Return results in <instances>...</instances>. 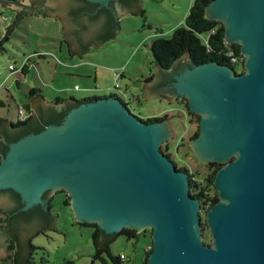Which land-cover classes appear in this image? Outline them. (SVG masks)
I'll list each match as a JSON object with an SVG mask.
<instances>
[{"label": "water", "instance_id": "water-1", "mask_svg": "<svg viewBox=\"0 0 264 264\" xmlns=\"http://www.w3.org/2000/svg\"><path fill=\"white\" fill-rule=\"evenodd\" d=\"M88 1L108 7L115 0ZM7 5L20 11L11 33L29 14L47 12L64 19L76 2ZM115 6L117 21L130 10L118 2ZM205 12L224 23L228 43L241 45L244 70L238 73L216 61L190 67L186 56L167 70L157 67L146 96L162 95L159 81L176 71L165 87L173 92L167 94L186 99L201 117L200 133L191 141L194 154L204 163L223 164L214 179L219 201L206 214L212 244L203 241V207L190 193L189 172L161 150L171 139L170 124L143 120L119 96L82 101L61 124L14 142L3 136L8 150L0 163V190L17 192L23 210L44 204L46 191L64 190L77 221L95 223L106 234L150 228L149 264H264V0H213ZM76 49L73 54H80ZM32 99L35 114L38 105L60 113L72 102L53 103L41 94ZM6 197L0 193V207L7 206ZM51 215L50 222L23 223L21 244L41 229L56 227L60 220Z\"/></svg>", "mask_w": 264, "mask_h": 264}, {"label": "rangeland", "instance_id": "rangeland-1", "mask_svg": "<svg viewBox=\"0 0 264 264\" xmlns=\"http://www.w3.org/2000/svg\"><path fill=\"white\" fill-rule=\"evenodd\" d=\"M193 3L194 0H143L145 19L130 12L124 14L119 20L118 35L106 40L101 47L91 46L86 53L79 55L70 54L68 43H62L68 31L60 16L47 12L29 14L9 33L20 11L0 0V101L3 102L0 104V118L18 122V108L23 107L26 111L25 105L31 98L33 87L43 89L44 95L52 99L68 82L63 94L74 92L79 97L84 90L76 89L77 84L84 86L88 81V86L93 89H99L100 84L110 85L106 95L115 92L140 118L169 115L167 121L172 136L168 145L174 161L180 167H187L199 182L205 181L211 167L194 154L191 145L199 122L173 95L147 99L144 88L148 78L158 75L151 51L153 40L172 37L174 31L184 24ZM28 58L30 68L24 73L21 67ZM10 64L14 65L15 71H11ZM101 67L108 69L107 75L100 73L99 81L95 83V70ZM242 70L243 66H238V73ZM66 71L73 75L65 74ZM94 92L104 90L101 87ZM67 197L64 193L56 195L51 212L60 221L53 229H41L31 237L32 245L37 249L26 264H64L67 261L102 264L94 259V228L78 223L71 205L64 202ZM201 214L206 223L207 211L203 209ZM6 230L5 221L0 220V264H12L15 257L14 251L8 252L10 233ZM149 241L144 234L139 238L118 235L111 249L114 254H125L132 262L140 264L145 248L150 246Z\"/></svg>", "mask_w": 264, "mask_h": 264}, {"label": "trees", "instance_id": "trees-1", "mask_svg": "<svg viewBox=\"0 0 264 264\" xmlns=\"http://www.w3.org/2000/svg\"><path fill=\"white\" fill-rule=\"evenodd\" d=\"M5 3H18L20 0H1ZM129 1V0H127ZM213 0H194L192 7L186 17L184 24L178 27L172 37L165 38V37H157L153 40L151 45V51L153 54V62L156 66L160 67L161 69L167 70L175 65L177 61H179L182 57L187 56L189 59V66L204 64L207 62L216 61L221 64L232 66L238 72V66H243L244 70V62L245 58L243 53L241 52V45L238 43H228L225 40V25L222 21L210 19L206 16V7L212 2ZM76 5L72 8V12H70V16L72 21L75 20V24H79L81 33V39H78L79 35L77 36V31H75V26L73 28V22L70 20L71 29L69 31L71 37L83 41L85 37H97V34L101 30L100 22H102L101 18L104 16L106 19V26L113 27L112 30L105 33L101 37V39H94L98 41V45L102 41H106L114 37L117 34V29L119 28V20L117 21L116 17L114 18V14L111 9L104 6L99 10L100 12L94 13L95 8L98 4L90 2L88 0H74ZM132 3H136L135 6L129 7V12L135 15H141L146 18V11L141 6L142 0H131ZM115 20V21H114ZM115 22V23H114ZM104 25V26H105ZM212 31H214L212 33ZM68 35L66 34L65 40L67 42ZM86 39V38H85ZM84 39V40H85ZM70 48L71 54L72 47L68 43ZM90 49L89 45L83 46L80 50V54L86 53ZM230 51L234 52V56L238 58H244L241 60L240 63H236L233 60V56L229 54ZM79 54V55H80ZM30 61V60H29ZM28 61V62H29ZM28 62H24L21 67V71L27 73L28 71ZM16 68L13 70L15 71ZM242 70V71H243ZM12 71V70H11ZM151 78V77H150ZM148 78L147 80H150ZM36 88L33 87L30 90V94H34L36 92ZM115 95V94H114ZM117 96V95H115ZM107 97V96H105ZM96 98L101 97H93L84 100H76L74 97H71L72 102L69 104V107L62 113L57 114L55 118L46 120V121H36V114H33L32 109L30 108L29 104L26 106V112L30 113V115L23 120L20 116L18 122H11L10 125H0V134L4 136L8 143L14 142L18 140L20 137L25 136L31 132H40L46 128L49 124H61L67 114V112L78 106L79 103L85 100H93ZM63 99L57 98L56 102H62ZM183 105L186 106V109L191 117H195L196 121L199 122L200 116L191 111L188 102L186 99L182 98L180 101ZM3 102L0 101V104ZM19 111V108H18ZM19 114V113H18ZM169 119V115L165 114L163 116L158 117H151L147 119H143L147 122L153 121H161ZM4 118H0V124ZM200 133V129L196 131L194 137L198 136ZM193 137V138H194ZM8 150L7 143L0 142V163L2 156ZM161 150L170 156L169 153V145L166 144L161 147ZM175 162V161H174ZM177 164V163H176ZM178 165V164H177ZM211 170L208 172L207 176L205 177V181L199 182L193 174H191L190 170L187 167H177L180 170H186L190 174V193L193 197L199 199L201 201L202 207L204 210L208 211L214 204L219 201L218 191L214 185V179L218 172V170L223 166L221 163L213 162L209 163ZM1 192V191H0ZM4 193L16 194L19 195L17 192L13 190H3ZM213 194V195H212ZM65 204L70 206L71 203L69 202V197L65 198ZM52 208V207H51ZM50 218H52V215ZM50 222V219H49ZM80 223V222H78ZM82 225H88L94 228L93 232V240L95 246V253L94 259L100 260L102 264H125V261H128L127 264H136L132 262L129 257L125 254H114L111 249V244L116 240L118 235H126L129 238H139L142 234L148 236L149 241V248H145L144 251V258L140 264H149V256L153 250V240H152V229H145L141 233H138L135 229L124 228L119 233L115 234H105L101 227L95 223H80ZM204 233H203V241L204 243L210 245L212 244V238L210 235L209 228L205 222H203ZM150 230V231H149ZM105 235V236H104ZM27 256L25 260L19 262L18 254L20 253L21 247L18 243V238H14V236L10 237V242L8 244V252L14 251L15 254V262L17 264H26L28 263L31 258L33 257V251L37 249V246L32 245V240H30ZM25 244V243H23ZM21 244V245H23ZM147 244V245H148ZM18 245V246H17ZM19 252L16 247L19 248ZM33 250V251H32ZM124 255L125 258H122ZM10 257V254L8 255ZM64 264H73V261H67Z\"/></svg>", "mask_w": 264, "mask_h": 264}, {"label": "flooded vegetation", "instance_id": "flooded-vegetation-1", "mask_svg": "<svg viewBox=\"0 0 264 264\" xmlns=\"http://www.w3.org/2000/svg\"><path fill=\"white\" fill-rule=\"evenodd\" d=\"M116 2H118L125 9H127L128 7H132V6L136 5V3H132L131 0H129V1H127V0H115V1H113L112 3H110L108 8L112 10V12L114 14V18L116 17V6H115ZM101 8L102 7L97 6L95 8V10H94V13L100 12L99 10H101ZM70 12H72V9H70L68 11V13H67L68 17H64V19L62 18V16L59 17L62 22L66 21L65 25H64L65 30L68 29L66 23L67 22L70 23V20L72 21L71 16H70ZM101 20H102V22H100L101 30H99L100 32L97 34V37H94V36L85 37L84 36V39L85 38L86 39L85 40L83 39V41H79V40H77L75 38L72 39V37H70L71 35L69 33V30H67L68 31V38H69V39H67V42L70 44V46L72 48L75 49V47H76L77 51H80L82 49V47L86 46V45H89V46L98 45L99 42L95 41L94 39H96V40L97 39H101V37L104 35V32L107 33L110 30H112L113 27H114V26L113 27H107L105 25L106 24V19H104V16L101 18ZM72 22H73V24H72L73 28L75 26L74 29H75V31H77V36L79 35L78 39H81L82 31L80 30L79 24H75L74 25L75 20L72 21ZM185 57L186 56L182 57L179 61H183ZM176 73L177 72L174 71L170 76L167 74L168 78H166L165 80L159 81L160 85H158V88L159 89L161 88L162 95H168L167 93L173 92V90L165 88V87L169 86V84L172 82L173 74H176ZM175 98L178 101H181V99H182V98H179V97H175ZM37 110H38V112L36 114V121L37 122L38 121H46V120L55 118L57 116V114H59L53 107H44V106L41 107V106L38 105L37 106ZM60 113H62V112H60ZM199 122H200V120H199ZM169 153H170V151H169ZM169 157L174 162V159H173V156H172L171 153H170ZM174 163H175V165L177 167H179V165H177L176 162H174ZM205 164L209 165V163H205ZM4 190H10V189H4ZM0 191H1L0 193H4V192H2L3 190H0ZM59 193H64L65 196L66 195L68 196V194L64 190H58L55 193H52L51 191H46L43 194V196H42L44 204L35 205L34 207H32V208H30L28 210H23L22 209L24 207V203H23L20 195L4 193L7 196L6 197L7 198V201H6L7 203L5 204L7 206L6 207H0V220L3 221V222L5 221L6 228H7L6 231H8V233H10V237L11 236L12 237L14 236V238L17 237L18 238V243L20 244L21 247L23 246V249H21L20 253L18 254V257H19L18 261L19 262H22L23 260H25V258L27 256V253H28V249H29V246H27V245H29L31 243L30 242L31 238L29 237L28 239L25 240V244L21 245V242H20V229H21V227L24 226L23 223H29V224L33 223L32 225L34 226V225H36V224H38L40 222H42V223H45L46 221L49 222V219H50V215L49 214H51L50 211H51V207H53V201H54L56 195L59 194ZM29 220H30V222H29ZM38 231L39 230H36V232H38ZM20 246L17 249L18 252L20 250ZM12 264H17V262H15V257H14V261H13Z\"/></svg>", "mask_w": 264, "mask_h": 264}, {"label": "crops", "instance_id": "crops-1", "mask_svg": "<svg viewBox=\"0 0 264 264\" xmlns=\"http://www.w3.org/2000/svg\"><path fill=\"white\" fill-rule=\"evenodd\" d=\"M65 42H66V40H65V37H64V41H63L62 43H65ZM68 47H69V46H68ZM69 52H70V54H71L70 48H69ZM29 60H30V59H29ZM78 63H80V62H78ZM74 66H75V65H74ZM157 67H158V66H157ZM29 68H30V67H29V65H28V70H29ZM107 70H108V69H107L106 67H101V68H98V69L95 70V72H96V74H95V80H96V82H95V83H98L100 73H102L103 75H107V74H106ZM64 73H65V74H68V75H69V74H70V75H73V73H72L71 71H70V72H69V71H66V72H64ZM155 78H156V76H155V75H152L151 78H150V80H147V83L153 81ZM68 83H69V82H68ZM68 83H64V84H63L64 87L59 88V89H62L63 91H58V93L55 94L54 97H53L52 99H49L48 96H45V95H44V91H43V89L35 87L37 90H36V92H35L34 94L31 95V98L28 99V101H27L25 107L29 104L30 108H31L32 111H33V114H35L36 107H35V103H34L32 97L37 96V95H40V94L43 95L47 100H49V101H51V102H53V103H62V102H65V101H67V100H70L71 97H74V98L77 99V100H84V99H89V98H93V97H105V96H107L106 93H105V91L107 92V89H108V88L111 89V86H110V85H108V86L103 85V86H102V84H100L101 87L103 88L104 92H102V93H97V92H94V91L99 90V89L101 90V87H100L99 89H93V87L88 86V81H87V85L80 86V85L77 84V86H75L76 89L84 90L83 93L81 94V95H82L81 97H79L78 95H76L74 92H69L67 95H64V94H63V93H64V88H68V86H66ZM147 83L144 85V88H145V89H146ZM65 86H66V87H65ZM69 88H70V87H69ZM96 88H97V87H96ZM114 94H116V93H115V92H112V93H111V95H114ZM57 98H61V99H63V101H62V102H56V99H57ZM4 120L9 121L10 123L13 122V121L10 120L9 118H4ZM0 125H1V124H0ZM2 138H3V136H2V134H0V142H1Z\"/></svg>", "mask_w": 264, "mask_h": 264}, {"label": "built area", "instance_id": "built-area-1", "mask_svg": "<svg viewBox=\"0 0 264 264\" xmlns=\"http://www.w3.org/2000/svg\"><path fill=\"white\" fill-rule=\"evenodd\" d=\"M213 32H214V31H212V33H213ZM229 54H230L231 56H233V60H234L236 63H240L241 60H244V58H241V57L238 58V57L234 56V52H233V51H230ZM28 59H29V58H28ZM28 59L25 60L26 63L28 62ZM9 68H10L11 70H14V69H15L14 65H12V64L9 65ZM117 85H118V84H117ZM18 113H19V116H20L23 120H25V119L30 115V113L24 111L23 107H19V111H18ZM122 258H125L124 255H122Z\"/></svg>", "mask_w": 264, "mask_h": 264}, {"label": "clouds", "instance_id": "clouds-1", "mask_svg": "<svg viewBox=\"0 0 264 264\" xmlns=\"http://www.w3.org/2000/svg\"><path fill=\"white\" fill-rule=\"evenodd\" d=\"M30 59V58H29ZM29 59H28V61H29Z\"/></svg>", "mask_w": 264, "mask_h": 264}]
</instances>
